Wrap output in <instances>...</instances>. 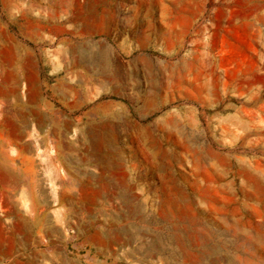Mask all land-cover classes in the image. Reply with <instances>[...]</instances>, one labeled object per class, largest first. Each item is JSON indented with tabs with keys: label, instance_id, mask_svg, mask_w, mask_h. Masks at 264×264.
I'll use <instances>...</instances> for the list:
<instances>
[{
	"label": "rangeland",
	"instance_id": "rangeland-1",
	"mask_svg": "<svg viewBox=\"0 0 264 264\" xmlns=\"http://www.w3.org/2000/svg\"><path fill=\"white\" fill-rule=\"evenodd\" d=\"M59 2L0 0L36 105L61 115L11 111L28 149L0 128V166L25 159L37 186L0 177L12 248L43 251L33 264H264V0ZM91 44L111 55L74 58Z\"/></svg>",
	"mask_w": 264,
	"mask_h": 264
},
{
	"label": "crops",
	"instance_id": "crops-1",
	"mask_svg": "<svg viewBox=\"0 0 264 264\" xmlns=\"http://www.w3.org/2000/svg\"><path fill=\"white\" fill-rule=\"evenodd\" d=\"M58 7H60V2L58 3ZM81 18L83 21L82 24H88L90 22L89 17ZM78 20L76 19L73 23H78ZM25 28L27 29V33L30 38L37 39L40 37V28L34 22H26ZM51 30L59 33L60 26L57 25ZM28 58H30L28 52L21 45L17 44L7 32L0 28V104L3 100H8V98H12L13 100L12 105L0 111L1 123L2 121L7 123L11 120V111L16 114L21 112L25 113L26 111L25 100L21 97L20 89L22 83L27 81ZM11 88H13V91H11ZM4 114H6V116H4ZM2 125H0V128L5 127ZM0 144H2L1 141ZM1 195L2 191L0 189V201ZM43 253V251L27 253L25 250L19 251L12 248V241L10 238L4 237L2 233V226L0 224V256L14 257V259L10 260L9 264H33L32 260L24 259V257L28 256V254L37 256L43 255ZM59 256L64 257L62 255ZM72 260L63 258L58 261V264H76L75 259ZM101 263L102 261L97 264Z\"/></svg>",
	"mask_w": 264,
	"mask_h": 264
},
{
	"label": "bare ground",
	"instance_id": "bare-ground-1",
	"mask_svg": "<svg viewBox=\"0 0 264 264\" xmlns=\"http://www.w3.org/2000/svg\"><path fill=\"white\" fill-rule=\"evenodd\" d=\"M70 0H60V7H62V10L64 9L63 7H65L68 2ZM68 6V5H67ZM67 8V7H66ZM101 27H103V24H96L91 30V33H94V32H103L101 29ZM97 30V31H96ZM81 46H84V44L82 43ZM95 46V44H91V45H88L86 47H89L87 49H89L88 53L86 54H78L76 55L74 58L77 59V58H81V59H92V58H107L108 56L111 55L110 51H102L100 49H93ZM96 47V46H95ZM28 65H32V61L30 60V58H28L27 60V81L26 82H23L22 85H21V89H20V94H21V97L23 98V100H25V105H26V111L25 113L21 112L19 113V122L21 121V119H23L22 121L24 123L27 122V125L30 124L28 121H27V105L30 104L32 109H30V112L33 116H35L40 122L42 121H48L50 124H55L56 125V122H55V119L58 118V116L60 117V113L58 111H55L52 109L51 106L49 105H43V107L39 106V105H36V102H35V89H34V86H35V81L32 77V73L30 69H28ZM99 65V66H98ZM95 65H93L92 67L89 68V71L91 72L90 75H87L88 77L84 80L83 83L84 86H91L93 83H95L96 81L98 80H101V76H96L94 73V70H98L100 72H103V69L100 67V64H97V68L95 69ZM82 79V78H81ZM61 86V89H63V87H65L66 85L65 84H62L60 83L59 84ZM67 88V87H65ZM69 88V87H68ZM87 88H85L86 90ZM11 91H13V88H11ZM82 92L84 94H86V92H84V89L82 90ZM80 95V93H79ZM83 97V96H82ZM86 99V98H85ZM5 121H2V123L0 122V125H4L5 126ZM2 125V126H3ZM6 125L10 128V133H12L13 136V139H15L21 146L22 148L24 149H28L30 148V145L28 144L27 142V137H21L19 135V132L17 130V127L13 121V119L11 118V120H9ZM33 125V130L34 128L36 127L34 124ZM176 127V126H175ZM5 128V127H3ZM183 128V127H182ZM194 130V129H193ZM184 131V130H183ZM180 134V133H179ZM188 135V134H187ZM49 136V132H46L45 135H43L42 139L43 140H46L47 137ZM3 137L0 136V141L2 140ZM189 139V138H188ZM60 140V137H58L57 141L59 142ZM194 140V139H193ZM177 149V148H176ZM174 150V149H173ZM197 151V150H196ZM156 154V152H155ZM0 156H3V153L0 151ZM1 161V159H0ZM23 166H20L19 168L17 169H5L3 166H0V177H5L7 176H10V172L14 173V176L17 177L16 179H11L12 180V184L14 186H17L18 184V181H19V178L20 177H24L25 179V186L26 188L28 189H35L37 188L36 186V183H35V179H34V176H35V170L33 168H28L27 167V162L26 160L24 159L23 160ZM252 168V166H250ZM240 170V169H239ZM250 171V170H249ZM248 171V172H249ZM254 171V170H253ZM256 171V170H255ZM242 172V171H241ZM246 172V171H245ZM252 172H250L251 174ZM255 175V174H254ZM1 183V182H0ZM63 191V190H62ZM36 196H34V202L36 200ZM249 237V235H248ZM247 237V238H248ZM251 238V237H250ZM249 238V240H250ZM255 239V238H254ZM256 240V239H255Z\"/></svg>",
	"mask_w": 264,
	"mask_h": 264
}]
</instances>
